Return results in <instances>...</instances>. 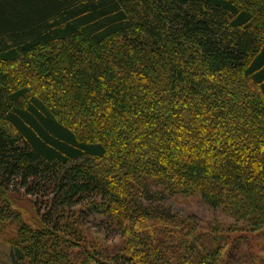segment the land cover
I'll list each match as a JSON object with an SVG mask.
<instances>
[{
  "label": "trees",
  "instance_id": "obj_1",
  "mask_svg": "<svg viewBox=\"0 0 264 264\" xmlns=\"http://www.w3.org/2000/svg\"><path fill=\"white\" fill-rule=\"evenodd\" d=\"M191 197L234 226L170 204ZM95 217L116 252L91 240ZM236 232L264 234V0H0L13 264H254Z\"/></svg>",
  "mask_w": 264,
  "mask_h": 264
},
{
  "label": "rangeland",
  "instance_id": "obj_2",
  "mask_svg": "<svg viewBox=\"0 0 264 264\" xmlns=\"http://www.w3.org/2000/svg\"><path fill=\"white\" fill-rule=\"evenodd\" d=\"M36 199L34 196H25L20 193L18 196H14L12 203L16 209L21 211L23 218L26 222L37 225L39 223V217L36 209L33 205V201ZM170 204L173 208L182 216L191 217L205 230H211L218 227V229L227 230L230 226H234V221L221 212L210 209L199 197H191L181 200H171ZM99 218L95 217L91 219L87 225L88 233L91 240H97L99 243L109 246L110 252H116L120 246L118 236L114 233H106L104 228L98 227ZM240 229H243V225H239ZM247 236L251 239L253 248L250 247L251 259L253 258L254 264H264V234L255 236L244 232L232 233L231 237L236 238L238 236ZM249 244L245 242V245ZM257 251V253H254ZM233 261L242 260L244 258L249 260L248 257H244L243 253L236 250V255L233 257ZM263 258V259H262ZM256 261L258 263H256ZM261 261V262H260ZM0 264H13L11 259V250L9 246L0 239Z\"/></svg>",
  "mask_w": 264,
  "mask_h": 264
}]
</instances>
